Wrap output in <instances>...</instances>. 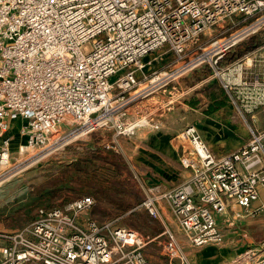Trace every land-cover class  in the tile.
I'll use <instances>...</instances> for the list:
<instances>
[{
  "label": "built area",
  "instance_id": "built-area-1",
  "mask_svg": "<svg viewBox=\"0 0 264 264\" xmlns=\"http://www.w3.org/2000/svg\"><path fill=\"white\" fill-rule=\"evenodd\" d=\"M234 17L254 21L228 38H210L213 64L264 25V0H0V187L101 129L115 138L159 129L157 114L137 106L162 100L171 81L203 64L198 56L186 60L188 53L207 33H225ZM161 48L174 55L175 70L146 60ZM223 85L237 104L236 82ZM169 106L157 111L162 116ZM19 119L21 140L13 149L11 128ZM249 128L248 141L221 156L195 125L177 133L188 144L181 161L189 176L173 186L148 183L141 204L164 226L166 264L193 263L164 207L193 247L223 243L221 220L234 226L264 213V127ZM94 204L86 195L40 208L34 221L0 233V264H152L146 248L160 235L95 220L87 216ZM258 251L248 248L224 264H264Z\"/></svg>",
  "mask_w": 264,
  "mask_h": 264
},
{
  "label": "rangeland",
  "instance_id": "rangeland-1",
  "mask_svg": "<svg viewBox=\"0 0 264 264\" xmlns=\"http://www.w3.org/2000/svg\"><path fill=\"white\" fill-rule=\"evenodd\" d=\"M240 20L241 17H234L225 33L219 27L202 36L197 42L200 48L190 51L186 60L198 56L205 59L203 64L171 81L167 86V92L159 93L166 98L160 101L151 98L144 99L145 101L140 103L137 109L145 114L153 111L160 118L161 110L157 111V108L160 105H165L167 108L176 103L177 99L181 98V93H185V90L187 92L188 88L197 82L196 72L198 70H202L203 73L211 70L212 76L221 84L223 81H232V78H237L234 74L231 78L226 74L227 65L225 61L227 59L225 57L234 51L240 42L233 46L231 51L220 58L216 64L208 61L207 57L211 56L213 59L217 57V55H213V51L210 52L212 43L210 38L212 36L218 35V38H228L231 34L241 31L254 21V19L246 22H240ZM260 31L264 33V25L257 30V32ZM88 46L90 48L91 44ZM164 51L165 48L155 51L148 55L149 59L147 60L154 61V66L157 69L175 70L177 65H175L174 55L170 52L165 54ZM215 70H218L220 75L215 74ZM238 86L237 81L235 87ZM235 90L237 89L233 91ZM232 95L237 104H240L234 92ZM173 99L174 102L170 103ZM135 111L138 112L136 109ZM136 137L137 135L115 138L112 130L101 129L85 139L70 144L39 164L30 167L22 175L4 183L0 187V233H12L34 221L38 217L40 208L62 205L70 200L89 195L95 199V204L87 216L98 221L115 220L116 225L137 229L145 236L160 235L164 230L163 224L160 220L151 217L141 205L146 195V186L150 181L147 179L148 174L144 159L139 158L140 165L136 163V155L130 149L132 144L129 139ZM183 151L184 155L188 148ZM114 157L125 164L124 166L121 164L122 173L115 171L109 162H112ZM166 209L170 210L167 206ZM173 221L174 223H169V226L192 261L193 257L188 251L193 247L176 221L174 219ZM227 224L224 220L220 221L225 237L224 242L208 244V246L217 247L218 250L216 251L218 252L222 248H227L225 255L230 258L236 257L248 248L262 250L258 251L257 254L264 252V213L257 217L238 220L234 226ZM163 238L164 235H160L146 248L147 255L153 259L151 260L152 264L167 263V258L160 249ZM221 252L223 251L221 250ZM192 263L194 264L193 261Z\"/></svg>",
  "mask_w": 264,
  "mask_h": 264
},
{
  "label": "crops",
  "instance_id": "crops-1",
  "mask_svg": "<svg viewBox=\"0 0 264 264\" xmlns=\"http://www.w3.org/2000/svg\"><path fill=\"white\" fill-rule=\"evenodd\" d=\"M147 59L149 56L146 57ZM226 65V74L230 78L233 74L237 77L232 78V81L239 83L235 88L237 90L233 92L240 104L233 102L230 93L212 74L206 75L201 72L202 70H198L197 82L189 88L186 87L188 91L181 93V98L177 99L176 103L166 109L159 118L161 127L142 128L136 138L129 139L132 144L130 149L136 155L135 162L140 165L139 158L144 159L147 179L150 182L158 181L173 186L189 176L190 172L181 161L183 150L188 144L177 137V133L188 125L197 127L208 146L218 156L245 144L250 138V126L264 127V85L245 88L239 82L242 79L247 81L257 79L264 84V43L226 62ZM215 80L224 87L225 94L223 92L224 97H222L219 92L217 100H212L209 95L211 91L209 88L212 87L209 85ZM23 123L24 121L19 119L12 124L13 149L17 148L21 140L19 129ZM163 213L170 224L174 223L170 210L164 207ZM181 241L183 242L182 239ZM207 246L188 248L194 264H224L233 258L226 257L227 248L221 247L223 252L221 250L218 252L217 247ZM147 256L150 261L153 260L149 255Z\"/></svg>",
  "mask_w": 264,
  "mask_h": 264
},
{
  "label": "trees",
  "instance_id": "trees-1",
  "mask_svg": "<svg viewBox=\"0 0 264 264\" xmlns=\"http://www.w3.org/2000/svg\"><path fill=\"white\" fill-rule=\"evenodd\" d=\"M264 43V33L262 31L255 33L254 35H252L251 37H249L248 39L242 41L239 43L238 47L236 49H234V51H232L231 53H229V55H227L225 58L227 59L225 62H229L230 60H234L235 58H238L241 54L245 53L246 51L252 50L254 48H256L257 46L261 45ZM213 73L211 70H207L204 72V74L209 75ZM209 88L211 89V91L209 92V95L212 97V100H217L218 96H219V92L220 95L223 96V92L225 94V89L224 87L219 84L217 82V80H215V82H213L212 84L209 85ZM218 92V93H216ZM113 161H109L113 167V169L115 171H118L120 173H122V169H121V164L124 166L125 164L122 163L121 161H119V159H117L116 157H114L112 159Z\"/></svg>",
  "mask_w": 264,
  "mask_h": 264
}]
</instances>
